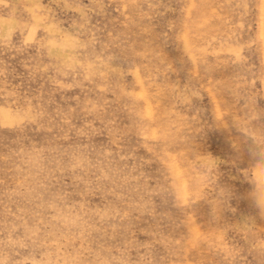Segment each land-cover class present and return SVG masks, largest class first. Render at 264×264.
<instances>
[{
	"label": "rangeland",
	"instance_id": "374dc122",
	"mask_svg": "<svg viewBox=\"0 0 264 264\" xmlns=\"http://www.w3.org/2000/svg\"><path fill=\"white\" fill-rule=\"evenodd\" d=\"M0 264H264V0H0Z\"/></svg>",
	"mask_w": 264,
	"mask_h": 264
}]
</instances>
